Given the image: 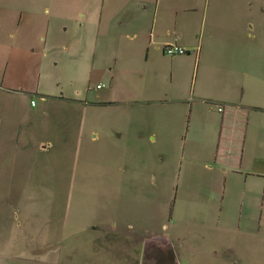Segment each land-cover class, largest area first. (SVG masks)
<instances>
[{
    "label": "rangeland",
    "instance_id": "1",
    "mask_svg": "<svg viewBox=\"0 0 264 264\" xmlns=\"http://www.w3.org/2000/svg\"><path fill=\"white\" fill-rule=\"evenodd\" d=\"M84 1V18L69 11L50 21L54 32L41 31L57 44L35 35L33 57L25 49L7 70L0 63V264L141 263L153 236L168 239L176 264H264V173L217 163L219 150L228 153L217 106L189 113L141 103L153 98L135 92L141 81L171 88L170 64L147 56L123 25L114 33L120 43L109 44L111 8ZM139 1L119 0L129 13ZM7 16L0 13V40L14 33ZM191 41L203 45L195 71L204 68L205 79L192 83L207 98L219 96L226 76L238 101L264 94L263 0H217L206 21L198 13ZM251 114L256 128L264 115ZM147 122L164 127L157 142L139 138ZM251 134L245 161L264 172V161L253 162L264 129Z\"/></svg>",
    "mask_w": 264,
    "mask_h": 264
},
{
    "label": "crops",
    "instance_id": "2",
    "mask_svg": "<svg viewBox=\"0 0 264 264\" xmlns=\"http://www.w3.org/2000/svg\"><path fill=\"white\" fill-rule=\"evenodd\" d=\"M217 0H143L139 1L142 3L140 11L136 9L135 12L129 13L125 8L122 7L119 0H106V6L108 5L111 10L106 15V39H109V44L117 46L120 43L115 38V31H119L118 26H124L126 29V37L132 39H138L141 47L147 50V56L151 57H161L166 59L170 64V80L171 88L165 92L161 89H146L143 86L145 80L141 81L138 85L139 88L135 89V92L140 96H146L150 93L153 97L151 100L143 99L140 102L143 104L155 103V104H168L172 103L180 108L188 109L189 113L195 109V107L202 106L208 110H213V107L217 106V109L221 108L218 120L221 123V116L224 107H235V108H245L249 109L248 113V123L245 130V138H249V131L251 140L253 139V134L251 131H259L264 129V117H260L258 125L256 128L253 127V122L256 120L252 112H258L264 115V94L259 93L260 98L257 102L247 98L244 94L242 98L238 101L235 95L237 94V88L233 85V82L227 83V80L231 76L222 77L217 79L221 84V91L219 96L213 101L206 97V92H202L199 88L194 86L192 81L196 80V84L201 83L205 79L204 68L202 73L197 74L195 71L198 67L203 45L202 43L196 45V42L191 40L195 36V27L197 26V15L201 14V17L206 21L209 13V8L215 5ZM87 1L84 0H0V13H6L8 16L6 20L10 21L12 27H14V33H8L4 40H0V63L1 67L14 66L13 61H20L25 59V57H33L34 54L31 50V40L36 35V39L43 41L44 44L49 46L58 43L55 40L48 42L47 38L42 37L41 31L46 27L47 31L54 32V28H50V21L54 18H64L69 11H75L85 17L86 13L89 11L88 6L83 5ZM151 8V11L149 10ZM18 13V14H17ZM17 14V15H16ZM19 15V16H18ZM47 18V19H46ZM22 26L20 29V23ZM47 20V25L45 26V21ZM113 26L114 24H116ZM44 24V25H43ZM42 26V28H41ZM63 26V25H62ZM54 27V26H53ZM63 29L67 27L63 26ZM173 31V33H172ZM20 32H23L20 34ZM110 32V34H108ZM119 37V36H118ZM190 38H192L190 40ZM8 39V40H7ZM190 40V41H189ZM169 45H178L186 50V53L173 58H167L163 54L165 47ZM199 50H198V49ZM28 49L30 51L26 52ZM18 52H26L25 54H19ZM20 52V53H21ZM179 63V65L174 69V65ZM229 62H222L225 66ZM184 64V68L181 66ZM219 65V64H218ZM212 67V64H209ZM5 70V71H6ZM194 70V74H193ZM39 69H35V75H38ZM128 73L136 72L134 69L127 70ZM113 82V81H112ZM143 86V87H142ZM191 87V89H190ZM141 88V89H140ZM129 91V89H126ZM38 88L35 90V94H41ZM244 93H251L250 87L244 89ZM234 95V98H233ZM60 99H71L76 101L74 97L59 96ZM219 112V111H218ZM229 113V111H227ZM227 113V120L224 127L223 141L230 142L233 140L236 143V139L239 137L235 124L230 123V115ZM147 123L140 124V129L138 131V136L142 140L149 142L150 138L157 142L163 136L162 125L153 124L148 126ZM247 151L243 149L242 161L240 164V170H244L247 175H261L259 170L252 167L251 163L245 161L247 156ZM254 161H264V152L262 150H257L253 153ZM121 236V233H119ZM168 239L153 236L146 240L144 249L150 248L153 244H163L168 246ZM129 263V262H128ZM139 262L135 263L138 264ZM145 260L139 264H144Z\"/></svg>",
    "mask_w": 264,
    "mask_h": 264
},
{
    "label": "trees",
    "instance_id": "3",
    "mask_svg": "<svg viewBox=\"0 0 264 264\" xmlns=\"http://www.w3.org/2000/svg\"><path fill=\"white\" fill-rule=\"evenodd\" d=\"M263 6H264V0H263ZM229 111V113L227 112ZM227 113L230 115V123H235L234 128L237 131V134L239 133V137L236 139V143L232 140L231 143L228 141L227 143L223 141V133H224V127L227 120ZM248 113L249 109L245 108H235V107H224L223 113L221 116V128H220V135H219V141L222 143L221 147L222 150L227 149L228 153L220 154V142L218 145V155L215 157V160L219 164H227L229 165L230 162H232V165L235 166V168H240L241 160H242V153H243V142L245 139V130L248 123ZM174 256L173 252H171ZM175 259V258H174ZM176 262V261H175Z\"/></svg>",
    "mask_w": 264,
    "mask_h": 264
},
{
    "label": "flooded vegetation",
    "instance_id": "4",
    "mask_svg": "<svg viewBox=\"0 0 264 264\" xmlns=\"http://www.w3.org/2000/svg\"><path fill=\"white\" fill-rule=\"evenodd\" d=\"M145 255L144 264H176L170 249L163 244H153L150 248L147 247Z\"/></svg>",
    "mask_w": 264,
    "mask_h": 264
},
{
    "label": "built area",
    "instance_id": "5",
    "mask_svg": "<svg viewBox=\"0 0 264 264\" xmlns=\"http://www.w3.org/2000/svg\"><path fill=\"white\" fill-rule=\"evenodd\" d=\"M164 51L170 56L181 55L186 53V50L178 45H169L164 48ZM97 88H101L100 85H97ZM219 110H221V108H219Z\"/></svg>",
    "mask_w": 264,
    "mask_h": 264
}]
</instances>
